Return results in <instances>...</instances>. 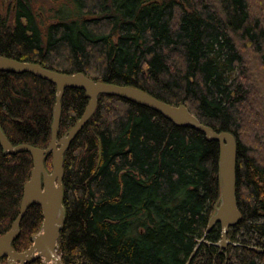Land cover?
Segmentation results:
<instances>
[{
    "label": "trees",
    "instance_id": "1",
    "mask_svg": "<svg viewBox=\"0 0 264 264\" xmlns=\"http://www.w3.org/2000/svg\"><path fill=\"white\" fill-rule=\"evenodd\" d=\"M9 1L11 15L0 7V56L185 105L238 144L242 219L221 250V227L206 235L220 206L218 144L145 106L99 96L64 156L62 263L187 264L206 235L211 244L190 264H264L249 248L264 249V0H71L74 17H59L46 35L31 0ZM56 95L53 83L0 71V125L14 146L47 149ZM88 103L84 91H65L58 140ZM44 164L52 172V156ZM32 169L29 153L0 145V236L20 213ZM42 223L32 205L14 249L27 250Z\"/></svg>",
    "mask_w": 264,
    "mask_h": 264
},
{
    "label": "water",
    "instance_id": "2",
    "mask_svg": "<svg viewBox=\"0 0 264 264\" xmlns=\"http://www.w3.org/2000/svg\"><path fill=\"white\" fill-rule=\"evenodd\" d=\"M0 71L30 74L57 86L52 139L47 149L27 144L14 146L0 125V145L4 153L8 155L29 153L33 160L31 177L23 188L20 213L11 230L0 236V264H3L1 262L3 258L7 259L6 264H29L36 260H41L42 264H63L57 251L59 249L58 240L66 216L63 205L64 156L77 135L95 114L98 98L101 95L115 96L145 106L173 124L179 127L192 128L204 134L209 142L218 144L220 206L209 220L206 235L220 226L221 240L215 246L220 249H227L231 244L227 238L228 234L242 219L236 197L238 144L233 134L218 132L204 124L185 105H170L135 87L96 82L83 73L63 74L46 69L39 64L21 62L5 56H0ZM69 88L84 91L89 103L82 118L64 137L58 140L62 117V99L65 91ZM50 156L53 159L52 172H48L44 164ZM32 205H38L42 209V227L39 233L33 235L32 245L27 250L18 252L14 249L13 242L17 240L21 222ZM202 244L210 245L211 243L202 239L198 242V247ZM197 248L187 264H190L191 259L195 256ZM249 248L259 254H264L262 248Z\"/></svg>",
    "mask_w": 264,
    "mask_h": 264
},
{
    "label": "rangeland",
    "instance_id": "3",
    "mask_svg": "<svg viewBox=\"0 0 264 264\" xmlns=\"http://www.w3.org/2000/svg\"><path fill=\"white\" fill-rule=\"evenodd\" d=\"M31 4L33 6V10L35 11L37 22L44 35H46L49 26L53 23H56L59 20V17L64 20L74 17V13H70L71 9L73 8L71 0H31ZM0 7L4 16L11 15L9 14V9L11 8V3L9 0H0ZM11 11L14 12V6ZM248 127L250 128L249 124ZM227 238L231 242L229 237ZM203 239L207 241L205 237Z\"/></svg>",
    "mask_w": 264,
    "mask_h": 264
},
{
    "label": "flooded vegetation",
    "instance_id": "4",
    "mask_svg": "<svg viewBox=\"0 0 264 264\" xmlns=\"http://www.w3.org/2000/svg\"><path fill=\"white\" fill-rule=\"evenodd\" d=\"M6 262H7V259H6ZM32 263V262H31ZM6 264V263H5ZM30 264V263H29Z\"/></svg>",
    "mask_w": 264,
    "mask_h": 264
}]
</instances>
